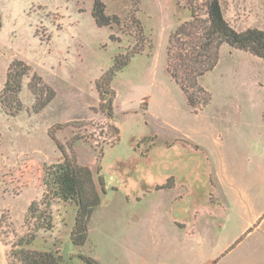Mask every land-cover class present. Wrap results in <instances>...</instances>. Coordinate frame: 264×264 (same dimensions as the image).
<instances>
[{"label":"rangeland","instance_id":"1","mask_svg":"<svg viewBox=\"0 0 264 264\" xmlns=\"http://www.w3.org/2000/svg\"><path fill=\"white\" fill-rule=\"evenodd\" d=\"M94 1L0 0V90L10 62L21 59L56 93L34 113L25 78L22 110L11 117L0 107V264L25 232L27 207L42 197L43 166L61 159L49 129L80 165L100 167L108 187L82 247L70 241L75 206L55 201L54 228L32 248L59 250L68 264H85L79 255L98 264H264V62L223 45L199 80L210 101L194 111L166 70L168 37L188 18L184 1L100 0L120 20L104 28L91 16ZM219 1L235 30H264V0ZM135 51L104 85L114 57ZM218 134L223 173L211 171L210 192L220 205L206 211L216 217L174 222L171 194L147 192L148 148L187 135L209 143ZM203 198L198 192L194 203Z\"/></svg>","mask_w":264,"mask_h":264},{"label":"trees","instance_id":"2","mask_svg":"<svg viewBox=\"0 0 264 264\" xmlns=\"http://www.w3.org/2000/svg\"><path fill=\"white\" fill-rule=\"evenodd\" d=\"M181 1V0H180ZM188 18L179 23L170 33L166 46V70L171 79L184 94L188 105L201 110L210 101L209 92L200 84V79L212 71L218 64L220 49L227 45L232 50L247 52L264 62V30L247 28L237 31L223 16L219 0H183ZM91 16L99 28L120 26V20L105 13V5L95 0ZM134 28L143 35V27L136 18H132ZM0 17V29H1ZM139 41V35L137 36ZM113 40V35L110 36ZM140 55V51L128 56L116 55L112 67L106 72L107 85L113 76L125 67L130 58ZM30 78L27 88L34 97L32 111L39 113L55 97L52 87L21 60L13 59L7 67L5 81L0 90V107L9 116H16L22 110L19 98L23 81ZM101 85V80L97 85ZM111 99H108V107ZM111 117V113L108 114ZM61 128L57 126L55 129ZM115 141L119 132L115 131ZM49 137L56 143L61 159L43 166V194L39 200L32 201L27 207L25 232L16 237L7 253V264H68L65 256L54 249L32 248L40 233L51 232L54 228L51 207L55 201L75 206V218L70 233L74 247H82L87 240L88 223L93 210L100 205L105 194L104 181L100 167L96 173L87 166L80 165L73 153H67L56 139L53 129L48 130ZM147 138L142 139L146 142ZM85 264H98L91 258L78 256Z\"/></svg>","mask_w":264,"mask_h":264},{"label":"crops","instance_id":"3","mask_svg":"<svg viewBox=\"0 0 264 264\" xmlns=\"http://www.w3.org/2000/svg\"><path fill=\"white\" fill-rule=\"evenodd\" d=\"M108 121L112 123V119ZM220 141L221 136L219 134L216 138H212L209 143L206 141H201L200 143L193 141L187 135L185 139H175L170 143L158 141L148 151L147 156L151 157V166L148 172L150 187L148 190H151L154 186H162L168 178H171L172 181L169 184V188L150 192L158 193L163 191L171 194L172 203L170 204L169 215L171 218H175L176 221L174 222L183 224V218H195V208L199 210L197 218H203L208 215L215 219V214H217L215 211L208 214L206 212L209 211L208 208L202 209L205 207V199H202L201 206H198L197 203L195 204L194 199L197 198L198 191H206L209 187V178L212 170H216L217 174L223 173L219 155ZM220 183L223 184L222 181ZM104 185L105 190H107L108 186L105 182ZM183 186L187 188L185 191L187 195L185 194V196L189 198L185 204L178 202V196L183 192ZM216 186V183H212L214 193ZM216 203L219 204L217 201ZM183 214H186L187 217H183Z\"/></svg>","mask_w":264,"mask_h":264},{"label":"flooded vegetation","instance_id":"4","mask_svg":"<svg viewBox=\"0 0 264 264\" xmlns=\"http://www.w3.org/2000/svg\"><path fill=\"white\" fill-rule=\"evenodd\" d=\"M153 147V146H152ZM152 147H150V148H148V151L149 150H151V148ZM171 178H168L167 180H166V182L162 185V186H154L151 190H148L147 192H150V191H157V190H160V189H166V188H169L170 187V183H171ZM184 188L182 189L183 190V192L181 193V194H179V196H178V202L179 203H184L185 204V202H186V200L188 201L189 200V198H187L186 196H185V194H186V187L185 186H183ZM211 190H213L212 189V183H211V179L209 178V187L207 188V190L206 191H198V192H202V194H203V196H204V198L203 199H205L206 201H205V203H204V206L205 207H203L202 209H204V208H210V206H212V205H214L215 204V197H214V193L212 194L210 191ZM197 192V193H198ZM187 195V194H186ZM185 207V206H184ZM186 208V207H185ZM198 213H199V210L198 209H196L195 208V218H197V216H198ZM184 215V214H183ZM186 217H187V215H186Z\"/></svg>","mask_w":264,"mask_h":264}]
</instances>
